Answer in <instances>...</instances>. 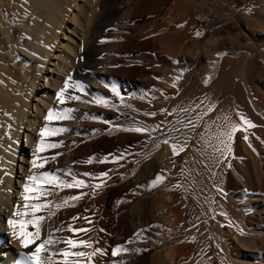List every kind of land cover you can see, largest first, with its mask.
Instances as JSON below:
<instances>
[{"label": "bare ground", "instance_id": "6f19581e", "mask_svg": "<svg viewBox=\"0 0 264 264\" xmlns=\"http://www.w3.org/2000/svg\"><path fill=\"white\" fill-rule=\"evenodd\" d=\"M31 1L40 2L49 14V22L40 30L46 38L44 46L38 51L26 46L20 52L8 53L5 60L0 58V111L4 116L8 114L7 119L15 126L12 147L7 148L9 157L0 166V264H27L20 254L33 251L21 246L6 220L20 218L14 216L16 205L24 211L25 178L38 170L31 168L30 160L36 154L39 141H49L48 136L42 138L39 133L57 123V120H47V113L50 110L66 112L68 108L71 111L65 137L69 145L67 167L72 169L88 153L85 146L91 139L95 140L91 147L93 153L108 152L109 147L121 151L120 148L123 150L127 145L138 147L142 142H152L155 179L158 175H163L164 179L155 183L154 197L149 199L152 216L143 213L140 207H133L120 219L128 224L124 229L115 228V217L109 214L118 188L117 181L110 175L107 177L111 181L102 178L108 185H103L104 189L95 194L91 193L93 188L89 185L85 190H82L84 187L61 189L52 196L55 206L52 202L54 207L44 216L41 240L51 234L54 240L72 237L91 243L92 248L72 250H100L92 261L81 258L83 264H264V0H236L233 23L227 21L219 31L209 30L210 11L206 9V0H189L185 15L177 13V0H155L156 37L150 36V31L138 29V24L142 23L140 17L146 14L143 12L146 2L125 0L119 7L121 15L115 21L120 38L112 45L99 48V60L90 66L86 62L87 54L94 50L97 40L92 31L91 35L87 33L86 26L88 29L94 23L92 27L98 30L109 26L104 20L106 0H98L102 10L97 15L92 8L97 0H82L81 5H76V0ZM198 18L204 21L203 28ZM36 20L37 16L31 17L30 30ZM66 23L73 26L68 27L69 36L62 35ZM197 29L200 30L197 32ZM61 35L65 43L58 40ZM158 42L163 45L159 51L162 54L158 52L153 56ZM148 53L152 54V61L161 65L156 76L151 72V62L146 60L149 58L145 59ZM46 64L52 67L49 69ZM87 68L90 74L84 76L83 70ZM41 72L47 74L44 86H39ZM213 74L217 75L215 81L211 80ZM140 87L145 88L144 94ZM62 89L65 90L63 103L57 98ZM112 89L117 93L113 94ZM36 90L40 94H36ZM73 96L79 100L75 99L70 106L68 101ZM158 97L166 101L155 107V123L151 121L155 131L148 129L147 132L149 120L141 111L144 107L151 108ZM98 100L107 101V105ZM31 102L35 103L34 109ZM241 116L250 120L256 130L247 128ZM190 120L195 127L189 126ZM233 124L244 130L233 135L231 152L222 156L218 149L223 148L220 140L226 137L219 134L229 132ZM1 128L4 129L0 123ZM134 128L146 131L126 130ZM22 129L27 131L23 151L29 157H23L24 176L17 185L15 162L19 157ZM245 135L248 140L244 139ZM173 145L178 154H174ZM42 153L37 155L42 156ZM61 165L58 170H62L64 164ZM183 166L187 175L192 174L196 179L199 195L196 196L200 197L201 221L199 218L200 226H197L200 231L192 238H189L191 217L185 194L189 186L182 181ZM96 167L100 170L103 166L91 169ZM96 173H91L93 179L101 177ZM131 192L133 194L134 190ZM70 195H81V199L62 203ZM10 202L12 209L8 211L5 208ZM74 216L84 219L72 220ZM84 224H88V231L81 239L78 233L80 240L67 230L69 225L80 228ZM129 240L132 243H128ZM117 246L127 251L113 257L111 251ZM65 247L67 245L60 242L49 246L47 251Z\"/></svg>", "mask_w": 264, "mask_h": 264}, {"label": "rangeland", "instance_id": "374dc122", "mask_svg": "<svg viewBox=\"0 0 264 264\" xmlns=\"http://www.w3.org/2000/svg\"><path fill=\"white\" fill-rule=\"evenodd\" d=\"M76 1H77L76 5L82 4V0H76ZM124 1L125 0H106L105 5L103 6V7H105V10H106V11L104 10L106 12L105 16H104V20L106 21L107 24H109V26H107L103 29H99V30L93 28L96 25L94 23H92V25H90L88 27V29L86 26L87 33L89 32L88 33L89 35L93 34L94 36H96L95 40H97L96 41V47L94 48V50L88 52V54H87L86 62H87L88 66L93 65L94 63H96L99 60V57H100L98 55L99 48H104V47H107L109 45H112L117 40L118 37L120 38V35L116 32V31H118V29L115 28V21L121 15L120 11H119L120 10L119 7L121 6L122 2H124ZM144 1L146 2V4L143 7V10H144L143 12L146 14H145V16L140 17V20L142 19L141 20L142 23L139 20L140 24H138L139 26L137 25L139 27V28L138 27L137 28L145 30L146 33H148L150 31L149 33H151V34H149V35L152 37H156L155 33H157V32H156V28H155V0H144ZM98 2H100V1L97 0V1L93 2V5H92L93 11L96 15L101 13V10H102L101 9L102 8L101 3H98ZM206 3H207L206 9L208 11H210V13L208 15V18L210 19V21H209V19H207V20H208V22L211 23L210 26L212 28V29L209 28V30L219 31V30L224 28V26H225L224 24L227 21H230V23H233V18L237 12L235 10L236 0H206ZM97 6L100 7V9ZM96 8H97L98 13L96 12ZM188 9H189V0H177V10H178L177 13L178 14H182V15L184 14L185 15L187 13L186 11H188ZM46 11L47 10L42 7L40 2H37V1L35 2V1H31V0H25V1L24 0H0V58L1 59H4V60L7 59L8 53H10L12 51L13 52L15 51V53L18 51L20 52V51H22V48H24L26 46H32L37 51L39 50V48L41 46H44V44L46 42V38H45L43 31L41 32L40 30L45 29L44 25L47 24V22H49V14ZM73 11L74 10H72V13H74ZM45 13H46V15H45ZM33 16H37V20H36L37 23L36 22L35 23L38 26L36 24H34L33 28L30 30L28 27H29V24L31 22V17L33 19ZM70 16L72 17V15H70ZM187 18H189V17H187ZM198 19H199L200 25H202L201 28H203V26L205 25L204 21H202V19L200 20V18H198ZM173 26H175V24ZM68 27L72 28L73 26L70 23L69 24L66 23L65 27H63L64 30H62V32H64V33L61 32L62 35L63 34H66V35L68 34V36L71 35L69 33L71 31H69L70 29ZM170 29H172V28H170ZM67 30H68V32H67ZM167 30L168 29H166V31ZM199 30L200 29H197L196 31L198 32ZM31 31H33V32H31ZM90 32H91V34H90ZM208 33H209V31L207 32V34ZM62 35L59 37L58 40L62 43H65L66 40L64 39V37H62ZM58 40H57V43H58ZM159 44L160 43L158 42V45ZM162 46L163 45H159V47L154 49L155 51H154L153 56L155 55V53L162 51V49H161ZM58 48L59 47H57V49ZM2 52H4V53H2ZM54 52L58 53L57 50L56 51L54 50ZM159 53H160V55L162 54L161 52H159ZM2 55H3V57H2ZM153 56H152V54H149V55L146 54L145 59L149 58L146 60L148 62H151V64H152L151 72L155 75V74H159V70L161 69V65L159 67V65L156 64L157 62H155L154 59H153V61L151 60V58H153ZM165 61H167V60H165ZM165 61H164V63H166ZM50 63L52 64L53 61L50 60ZM46 65H47V68H49V69L52 67L49 64H46ZM83 71H84L83 72L84 76H88L90 74L91 70L89 68H87L86 70H83ZM41 73L43 74V76L41 77V79L39 81V83H40L39 86H42V85L44 86L46 83L45 77H47V74L44 72H41ZM216 78H217V75L213 74V78L211 77V80L215 81ZM112 90H114V91H112ZM112 90L111 91L113 94L117 93L115 89H112ZM138 92H139V90H138ZM140 92L141 93L146 92L145 88L140 87ZM36 94H40L38 90H36ZM158 99L155 98L153 100V104H152L151 108L150 107H144L141 111L142 116H144L147 121L149 120V122L153 125V126H151V124L149 122H147L149 124L148 125L149 128L147 126V129H146L147 132L149 130H150V132H151V130L155 131V124H154L155 123V107H157V106L160 107L161 105L165 104V101H166V99H164L162 97H158ZM70 100L71 101H68V102H70L69 103L70 106H73L75 103L74 102L75 99L71 98ZM33 102H31V107L33 104V109H34L35 103H33ZM71 102H72V105H71ZM66 112L68 113V117L63 119V120L57 121V123L54 125L53 128L68 129L67 125L69 123V119H68L69 118V108L67 109ZM0 113H1L0 123H1V126L4 127V129L3 128L0 129V135H1L0 136V140H1L0 141V154L2 153L0 155V157H2V158H0V166H1V165H3V163L6 162L7 158L9 157V154H10L9 150L11 149L12 141L15 138V134H14L15 133V126H14V124H12L13 122L11 119H7V118H9V117H7V116H9L8 114H6L7 116H4L5 114L2 111H0ZM147 113H149V114H147ZM10 120H11V122H10ZM151 121H153L154 123ZM153 127H154V129H153ZM22 130H23V132L20 135V139L18 141V152H19L18 156L19 157H18V160H16V162H15V164H16L15 174H17V176H18L15 178V182L17 185L19 184L20 177L23 178V176H24L23 175L24 171L22 170L21 165L26 166V163H25V161H23V157H25L24 159L29 157L28 154H25V151H23V148H24V146H26V143H27L26 142V132L27 131L25 129H22ZM253 130H256L255 127H253L251 129V131H253ZM67 134H68V130L63 132V133L57 134V135L48 136L49 141L47 143L59 144L60 147L46 149L42 153L41 157H48V158L55 157V159H49L46 162L45 167L43 169L36 170L35 174H38V173L41 174L43 172H56L62 180L67 181V182H71L73 180V178L81 179V177H82V179L85 181V184L89 185L90 189L93 188V189H91L92 194L100 192L102 189H104V187H106L108 185V182L106 180L111 181V179L109 177H111L112 179H115V182L117 181V184H118V188L115 191V194L113 195L114 197H113V202H112V203H114L112 205V207L115 209L111 208L109 214L115 217L114 227L117 229H119V228L124 229L125 225H128L126 222L120 221V219L122 216H125L126 213L129 214L132 211L133 207H140V210L143 211V213H146V215H148V216H152V214H153L152 209L150 208V205L148 203H149V199H152L151 198L152 196L154 197V189H155V183H153L155 181V147H153L154 143L152 144V142H150V143L142 142L141 143L142 145H140L138 147H133V146L127 145L128 147L123 148V150H122V148H120L121 151L120 150L118 151L117 149L116 150L114 149V151H113V148L109 147L110 150L108 149V152H107V150L104 152L103 151L101 152V150H100L99 152H94V153H96V154H94L91 150L92 149L91 147H92L93 141H95V140L91 139V140H88V141H90V143L87 141V144L85 146L86 151L88 150L87 151L88 153L83 156L84 158L82 157L83 160L82 159L79 160V162L77 163L78 165L76 164L75 167H72V169H71V167L70 168L67 167L68 162H69L68 161L69 149H67V147L69 145H67V143L65 142V137L67 136ZM144 143H145V145H144ZM115 151H117V152H115ZM118 157H122V158L117 159ZM57 160L61 161V162L59 163ZM90 160H91V163H89ZM101 161H103V162H101ZM57 163H59L60 165L62 164L61 167L64 164L62 171L57 172L58 171L57 167H59V169H60V165ZM66 164H67V166H66ZM93 164H96V165H93ZM51 165H52V167H51ZM91 165H92V167L97 166V165L99 167L100 166H103V167H100V168H102L100 170L97 167L95 169H91L92 168ZM68 168L71 170H68ZM86 168H88V170ZM90 169H91V171H90ZM96 169H97V173H96ZM104 169L107 171L109 170L108 175H110L104 181H102V178H104V177H100V178L95 177L96 179L95 178L93 179V177L91 176L92 177V179H91L90 177L84 175L85 173H88V171L92 174L96 173V175H99L100 173H103L100 171L105 172ZM39 170H41V171L39 172ZM68 171H70L71 175L68 174ZM186 171H187V169H185V167L183 166V174H182L183 184H184V182L187 183L188 186L193 190V191L190 190V188L188 187V190L185 193L187 196L186 199H188L187 211H188L189 217H191V228H190V230H192V231L189 232L190 233L189 238H192L193 236L197 235L198 232L200 231V227H197V226L198 225L200 226L199 222L201 221V218H200L201 216H199V215L201 212V210H200L201 208L199 205V203H200L199 198L200 197H198V199H197V196H196V194L198 195L196 184H195L196 179H193L192 174H189V176H188ZM78 172H80V173H78ZM77 173H78V175H77ZM184 173H186V175ZM74 175H75V177H74ZM185 177H186V179H185ZM69 178L70 179L72 178V179L70 180ZM98 180H100L101 183H100V181L98 182ZM186 180H189V181H186ZM90 181H92V182H90ZM190 181H191V183H190ZM138 182L139 183L143 182V183L140 185ZM97 184H99L100 187L94 188L93 185H97ZM137 184H138V186L140 185V187H139L140 190H139L138 186H136ZM103 185H104V187H103ZM184 185H182V186H184ZM194 185H195V187H194ZM89 186H87V187H89ZM135 186L138 188V190H136L137 188ZM142 186L145 188H143ZM87 187H84L83 189L82 188H75V189L85 190V189H87ZM184 187H186V186H184ZM61 189L62 190L66 189V187H64V188H57V187H53V186L48 187L47 191L50 194L45 195L44 197H42V199L40 201H37V202L47 203V204H49V208L42 209L38 213V215L45 216L51 210V208H53L55 206V201H54L55 198H53V197H55V195H57V193H59L61 191ZM143 189L145 192L143 191ZM145 189H147V191ZM14 190L17 191L16 187L14 188ZM132 190H134L135 193L133 192V194H132V192H131ZM194 190H196V192ZM137 191H139L140 193ZM124 193H125V195H124ZM118 197H120V199ZM189 197H190V200H189ZM50 198H51V200H50ZM117 200H119V201H117ZM50 201H51V203H49ZM69 202H71V201H69ZM74 202L75 201H72L71 203H74ZM115 203H116V205H115ZM11 204H12L11 202L7 203V207L5 209L8 211L10 209H12ZM52 204L54 206H52ZM198 205H199V207L197 209ZM116 224H117V226H116ZM82 226L80 228H86V227H88V224H84ZM151 226H152L151 228H153V225H151ZM79 234H81L80 235L81 236L80 239H81L84 237L83 235L86 233L80 232ZM77 235L78 234H76L74 237L79 239V236H77ZM37 243H38V241L36 242V244ZM36 244L30 246V248H32L33 251L35 249L34 247L36 246Z\"/></svg>", "mask_w": 264, "mask_h": 264}, {"label": "snow or ice", "instance_id": "6c2138e0", "mask_svg": "<svg viewBox=\"0 0 264 264\" xmlns=\"http://www.w3.org/2000/svg\"><path fill=\"white\" fill-rule=\"evenodd\" d=\"M103 42V41H102ZM67 87V85H66ZM65 90H61L57 94V98L64 102ZM72 99L79 100V97H72ZM98 103H102L107 105V101L105 100H98ZM71 110H69L70 112ZM68 117L67 112H54L49 111L47 113V120H63ZM243 121V124L247 126V128H253L255 125L248 119L244 118L243 116L240 117ZM189 126L195 127V123L193 121H189ZM128 131H135V132H143L145 129L142 128H134V129H126ZM244 130L238 124H233L231 126V130L229 132H222L219 136L226 137V139L220 140V143L223 144L222 149H218L221 152V155L224 156L225 153L231 152L230 142L233 139V135L238 131ZM67 131L64 128H43L39 135L43 138L46 136L57 135ZM219 139V137H218ZM245 140H248V136H244ZM165 143L168 141L165 140ZM60 147L59 144L55 143H45L44 139H41L38 143L36 148V154H33V158L30 160L31 168L34 169H43L46 165V162L49 159H55V157L48 158V157H41L37 155L38 153L44 152L46 149ZM173 152L174 154H178L176 150V146L173 145ZM122 157H118L120 159ZM103 162V161H101ZM91 163V160L89 161ZM62 171V170H58ZM68 174L71 175L70 171ZM85 176L91 177V173H85ZM99 176L107 177L108 172L100 173ZM163 175H158L153 183H157L163 181ZM49 186L57 187V188H83L87 187L85 181L83 179H75L73 178L72 182L64 181L60 178V176L56 172H43L41 174H33L29 175L25 178V183L23 185V199H24V211L21 212L19 210V205H16V211L14 212V216L20 217L19 219H7L6 224L9 228L13 230L12 234L17 236L21 241V246L25 249L29 248L30 246L36 244L37 241H41L36 247L35 250L31 253H22L20 254L22 260L27 262V264H83L81 258L87 259L88 261H92L93 258L100 253V250H94L92 252H85V251H72L73 249H77L80 247H88L92 248V244L87 241H78L72 237H63L61 240H54L52 235L49 234L47 239L41 240L42 237V223L44 222V216L38 215V213L42 209L49 208V204L47 203H40L42 197L45 195H49L50 193L47 191ZM93 187H100L99 184L93 185ZM81 199V195H70L64 198L62 203L67 204L69 201H78ZM60 207V204L56 205ZM77 219H84V217L74 216L72 220ZM89 223L91 221L89 220ZM33 229V230H29ZM69 232L73 233L75 236L80 232H87L88 229L86 228H73L69 225L68 229ZM63 242L67 245V247L59 250V251H47L48 247ZM128 243H132L131 240ZM122 251H127L123 248V246H117L111 251V256L117 257ZM47 252V256L45 257V253ZM62 257V259H55V257Z\"/></svg>", "mask_w": 264, "mask_h": 264}]
</instances>
